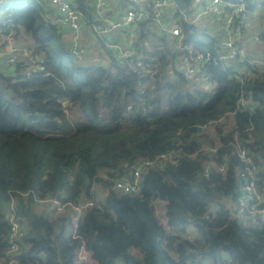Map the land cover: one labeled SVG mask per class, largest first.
Listing matches in <instances>:
<instances>
[{
    "label": "trees",
    "instance_id": "16d2710c",
    "mask_svg": "<svg viewBox=\"0 0 264 264\" xmlns=\"http://www.w3.org/2000/svg\"><path fill=\"white\" fill-rule=\"evenodd\" d=\"M42 1L0 4V38L11 33L28 54L7 59L11 72L0 70V257L13 199L27 226L15 264H71L81 242L98 264H264V228L241 226L224 204L237 196L236 171L243 167L235 138L264 177V70L241 84L211 63L205 67L214 87L190 91L181 74L167 72L178 53L164 46L152 88H140L145 78L113 59L108 65L76 63L61 29L44 20ZM75 3L84 12L89 7ZM185 41L201 48L193 35ZM156 52H147V60ZM31 65L37 70L30 72ZM240 94L256 102L252 112L235 111ZM231 111L232 129L224 132L220 123L212 134L200 131ZM215 138V152L192 156ZM172 150L178 161L144 169L138 193L112 189L137 162ZM209 160L225 162V172L212 168L204 175ZM96 184L106 190L104 199L79 218L76 238L64 235L67 214L49 217L36 208L34 197L92 198ZM159 203L165 223L156 212Z\"/></svg>",
    "mask_w": 264,
    "mask_h": 264
},
{
    "label": "built area",
    "instance_id": "2783aa9c",
    "mask_svg": "<svg viewBox=\"0 0 264 264\" xmlns=\"http://www.w3.org/2000/svg\"><path fill=\"white\" fill-rule=\"evenodd\" d=\"M4 1L7 0H0V3ZM92 1L95 13L92 19L78 7L75 0H48L47 4L42 5L44 20L60 28L62 34L68 31L69 38L65 45L72 59L78 64H96L97 58L90 54L85 45L90 38L83 40V34L90 31L97 38L98 44L106 47L111 58L119 66L138 71L140 76L145 78L140 81L139 86L146 88L155 79L161 53L156 52L147 60L146 50L140 49L136 52L134 48L124 47L117 36L121 34L137 37L140 34V25L145 24L151 29L153 36L164 41L158 46V51L167 46L172 54L178 53L172 57L173 60L169 61L166 69L170 75L178 73L188 80L191 84H188L189 90L195 88L211 90L214 87V82L208 78L205 67L211 63L217 64L241 84L257 71L264 70V53L260 52L264 34V0H188L186 4L181 0H127V6L122 12L112 13L110 9L114 0ZM193 25L197 30L189 28ZM206 29L210 32L208 42L199 44V41L195 40L201 48H197L193 42L184 40L188 36L193 35L194 38L195 35H203ZM11 41V33L4 35L0 38V47L10 44ZM90 59H94L93 63H89ZM37 68V65H32L29 71L34 72ZM255 104V101L240 94L235 111L244 109L252 112ZM235 111L227 112L215 120L200 125V131L212 134L216 124L222 123L223 131L227 132L234 125ZM219 144L217 138L213 139L212 143H203L192 156L197 152L213 153ZM234 145L235 153L243 167L237 168L236 171L239 181L237 196L233 200L226 199L224 204L231 209L241 226L264 228V177L259 175V167L252 155L237 143L236 138ZM178 158V151L172 150L160 153L152 159L141 160L127 174L114 180L111 187L120 193H138L144 169L148 167L164 169L175 164ZM226 167L225 162L215 163L209 160L204 165L202 173L207 175L212 168L222 173ZM260 182L263 187H260ZM34 199L43 207L49 205L51 207L49 213L43 210L52 217L66 210L71 212L65 223L70 227L69 237L72 238L77 237L78 221L83 213L100 204V200L95 196L76 203L62 202L53 197ZM6 217L9 233L0 264H15L17 254L26 245L27 226L17 214L13 199ZM71 264L98 262L85 243L81 242L72 252ZM116 264L124 263L117 260Z\"/></svg>",
    "mask_w": 264,
    "mask_h": 264
},
{
    "label": "crops",
    "instance_id": "0c3cea01",
    "mask_svg": "<svg viewBox=\"0 0 264 264\" xmlns=\"http://www.w3.org/2000/svg\"><path fill=\"white\" fill-rule=\"evenodd\" d=\"M47 1L48 0H44V1H42V5H45V4H47ZM84 3L86 4V6H89L88 8H87V10H86V15H87V17L88 18H90V19H92V18H94L95 17V13H94V8H93V1L92 0H84ZM126 6H127V0H114L113 2H112V5H111V9H110V13H112V12H122L125 8H126ZM137 6V5H136ZM42 12H43V9H42ZM43 16V15H42ZM187 28V27H186ZM189 28H192V29H194V30H197V27L195 26V25H193V26H191V27H189ZM139 29H140V34L136 37V36H122L121 34H118L117 36L120 38V40H121V44H122V46H124V47H130V48H134L135 50H136V52H138V49H137V47L138 48H140L139 47V45H138V43H139V41L140 40H142L143 38H145V37H147V36H153V32L151 31V29L149 28V26L148 25H145V24H141L140 25V27H139ZM84 31H85V29H84ZM139 33V32H138ZM90 36H91V33H90V31L89 32H85L84 34H83V40H88L89 38H90ZM62 37H63V39L65 40V43L67 42V40H68V38H69V33H68V31H64L63 32V34H62ZM154 37V36H153ZM159 40V42L157 43V44H154L153 45V47L151 48V49H148V50H146V53L147 52H149V51H152L153 49H155V48H158V46L159 45H161V44H163L164 43V41L162 40H160V39H158ZM185 40V39H184ZM199 44H202V42H199ZM93 45V44H92ZM11 46H15V47H18L17 46V44H16V42L14 41V39L12 38V41H11V43L10 44H7V45H5L4 47V51H5V53L2 55V57H4V56H6V55H8V54H10L11 52H9L8 50L10 49V47ZM143 48H145V47H143ZM26 53L23 55V56H27L28 54H27V51L25 50V49H23ZM143 50V49H142ZM145 50V49H144ZM158 50V49H157ZM160 52V51H159ZM260 52L261 53H264V45H263V41H262V44L260 45ZM0 56H1V51H0ZM91 60V59H90ZM89 60V61H90ZM32 66V65H31ZM30 68V67H29ZM149 84H151V83H149ZM188 84H189V82H188ZM189 85H191V84H189ZM189 85H188V89H189ZM195 89H200V88H195ZM194 90V89H193ZM190 91H192V90H190ZM104 189V188H103ZM95 190V189H94ZM105 192H106V190H103V192H102V196H101V198H98V194H97V192L95 191V197H97L99 200H100V202H102V200L104 199V196H105ZM43 210V209H42ZM156 212H157V214H158V217H159V219H160V221L162 222V223H165V218H164V210H163V203H159L158 205H157V208H156ZM65 214H67L68 216L71 214V212L70 211H65V212H63L62 214H59V215H55V216H53V217H56V216H65ZM67 220V219H66ZM67 232V233H66ZM69 233H70V227H68V225L65 223V227H64V235L66 236V237H69ZM136 252L138 253V251L136 250Z\"/></svg>",
    "mask_w": 264,
    "mask_h": 264
},
{
    "label": "rangeland",
    "instance_id": "374dc122",
    "mask_svg": "<svg viewBox=\"0 0 264 264\" xmlns=\"http://www.w3.org/2000/svg\"><path fill=\"white\" fill-rule=\"evenodd\" d=\"M91 33V32H90ZM209 30L206 29L205 30V34H198V35H195L194 38L196 41H199V42H202V43H206L208 42V39H209ZM159 42L158 38L157 37H153V36H147L145 38H143L142 40L139 41L138 45L141 49H145V50H148V49H151L153 47L154 44H157ZM92 44H96V46H92ZM85 45L87 47V49L90 50V54L94 57V58H97V61L95 63H103L105 65H108L110 62H111V56L109 54V52L106 50V47L103 46V45H100L98 44V41H97V38L95 37V35L93 33H91V36H90V39L88 41L85 42ZM5 45L1 46L0 47V51H1V56H0V70L2 72H11V68L8 67L7 64L11 63V61H8L7 59L10 58L11 60L15 59V57L17 55H20V56H23V52H19L17 51L13 46L10 47V49L8 50L9 52H11L10 54L2 57V55L5 53ZM13 47V48H12ZM145 47V48H143ZM22 49V48H21ZM20 49V50H21ZM9 56V57H8ZM9 59V60H10ZM8 61V62H6ZM92 61H94V59H91L89 61V63H93ZM7 63V64H6ZM73 61L71 60L69 63H67L68 65L72 64ZM10 66V65H9ZM172 82L175 81V77L174 76H170L169 78ZM153 84H149L146 88H152ZM187 88V87H186ZM104 187H102V185H98L96 184L95 186V191L97 192L98 194V198H101L102 196V192H103V189ZM50 204V203H49ZM52 205V204H51ZM36 208L37 209H45V211H47V213H49L50 211V206H42L41 204H37L36 205ZM49 217H52V215H48ZM67 233V232H66Z\"/></svg>",
    "mask_w": 264,
    "mask_h": 264
},
{
    "label": "clouds",
    "instance_id": "9594fccd",
    "mask_svg": "<svg viewBox=\"0 0 264 264\" xmlns=\"http://www.w3.org/2000/svg\"><path fill=\"white\" fill-rule=\"evenodd\" d=\"M5 2V1H4ZM1 4V3H0ZM5 45V44H4ZM3 46V45H2ZM16 50L17 51H19V52H23L24 50L23 49H21L20 50V48H18V47H16ZM25 52V51H24ZM26 53V52H25ZM24 55V54H23ZM111 61H112V59H111ZM96 64H98V63H96ZM100 65H105V64H103V63H99ZM90 65V64H89Z\"/></svg>",
    "mask_w": 264,
    "mask_h": 264
}]
</instances>
